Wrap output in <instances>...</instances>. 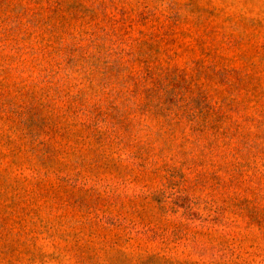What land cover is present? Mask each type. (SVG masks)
Wrapping results in <instances>:
<instances>
[{"label": "rangeland", "instance_id": "obj_1", "mask_svg": "<svg viewBox=\"0 0 264 264\" xmlns=\"http://www.w3.org/2000/svg\"><path fill=\"white\" fill-rule=\"evenodd\" d=\"M0 264H264V0H0Z\"/></svg>", "mask_w": 264, "mask_h": 264}]
</instances>
